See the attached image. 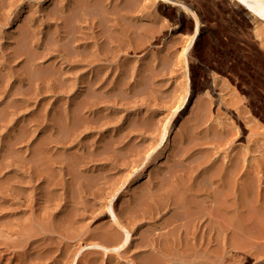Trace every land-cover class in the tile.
Instances as JSON below:
<instances>
[{"label": "rangeland", "instance_id": "1", "mask_svg": "<svg viewBox=\"0 0 264 264\" xmlns=\"http://www.w3.org/2000/svg\"><path fill=\"white\" fill-rule=\"evenodd\" d=\"M114 1L120 10L133 12L122 20L125 28L131 30L128 33L122 27V31L115 30V20H110L114 27L109 22L102 25L104 38L98 43L103 40L111 47L106 43L108 32L124 44L131 36L143 44L134 52L132 47L122 50L115 58L112 50L108 54L110 61L99 57L95 65L85 66L83 62L70 60L66 66L61 54L64 48H68L69 55L90 54L87 46L97 38L92 37L95 33L91 32V25L82 30L84 35H79L81 44L75 41L68 47L61 24L63 0H0V264H70L69 255L77 259L78 245L85 244L81 238L89 237V233H95L111 220V213L105 207L113 193L117 191L113 208L120 216L121 208L130 202L139 186L148 182L151 173L161 171L167 162V166L173 163L168 160L166 143L148 158H143L145 145L138 154L132 153L134 133L126 132L137 124L142 126L140 120L134 119L138 111L141 115L152 110L153 128L162 127L166 118L164 109L179 93L177 85L188 75L177 62V55H181V46L188 36L185 24L191 26L192 19L180 5L160 0H111L109 12L116 8L112 7ZM186 4L195 7L201 15L203 31L198 40L205 38L207 45L199 51L215 66L207 73L208 87L192 94L182 117L176 122L172 119L168 142L180 133L183 123L192 121L200 103L203 116L197 128L198 142L206 143L200 147L209 149L211 141L215 142L217 147L211 159L218 163L227 152L239 157L245 155L247 164L255 170L261 169L259 175L263 174L264 178V44L255 32L258 26L264 36V24L252 20L231 0H186ZM150 32H155L157 38L149 37ZM192 48L184 54L185 59L188 57V66L196 63L187 55ZM167 49H172L169 63L159 62ZM125 55L133 61L128 63L123 77L120 63ZM235 60L244 64L239 74L233 70ZM221 62L232 70L224 74L225 66ZM101 63L109 68L106 73L100 72V76L95 71ZM140 63L145 68L144 84L135 86L143 69ZM115 65L114 70L111 67ZM151 67L161 79L149 85ZM90 69H95L93 74ZM126 81L131 84L128 88L124 85ZM197 136L191 141H197ZM184 145L185 142L182 148ZM201 157L199 148H192L182 162L173 165L193 170ZM145 159L149 163L143 165ZM141 190L136 199L142 200L144 189ZM144 213L136 208L133 219L126 218L133 225L122 218L128 213L121 214L123 224L133 228H130L132 244L137 242L139 232L143 231V236L147 234V239L157 236L158 241L166 230L161 228L165 219L163 210L152 213L154 217ZM210 217L198 222L197 234L189 237L190 246L186 251L177 246L174 253L167 254V263L161 264H264V259L248 252L263 248L264 237L242 235L251 239L245 249L226 252L224 222ZM217 223L221 225L219 239L213 230ZM202 239L208 245L205 250L199 247ZM140 249L132 247L126 252L120 251L118 256L115 251L105 252L99 264H133L148 252ZM79 256L81 260L76 264H85L84 257L90 255L83 252Z\"/></svg>", "mask_w": 264, "mask_h": 264}, {"label": "bare ground", "instance_id": "2", "mask_svg": "<svg viewBox=\"0 0 264 264\" xmlns=\"http://www.w3.org/2000/svg\"><path fill=\"white\" fill-rule=\"evenodd\" d=\"M160 1H162L164 3L180 5V7H182L184 10L189 12L190 17L192 19V25L191 26H189V25L186 26V24H185V31L188 33L187 34L188 36L185 40L183 39L185 41L184 44L183 45L181 44L182 45L181 50H180L181 55L177 53L180 56L178 58V55H177V59H178L177 62L180 63L182 66H184L185 72L188 71V75L185 76L186 81L184 79V81L182 83L177 85L179 87V90H180L179 93L175 97H173L172 99L170 98L171 99L170 103L168 102L169 105L167 104V106L165 107L164 113H165L166 118L163 119L165 121L163 122L162 127L160 129L158 127H157L158 129L153 128V126H154L153 124H155L153 122L155 115H153V113L151 112L152 110L151 111L146 110L141 115H140V113H142V112L138 111V116L137 115L134 116L135 120L141 121V122L140 121H138V122L142 126L139 127V124H137L134 127L133 126L129 127V129L126 133H134L133 137H134V140H136V141L130 147V149L132 150L131 151L132 153L138 154L142 150V149H140V147L142 145H145L143 147V153H144L143 158H144V156L146 158H148L150 156V154L158 146H160L161 144L164 145L166 143L165 148H167V150H168L167 151L168 152V160L169 161L173 160V163H175V162L180 163V162H182L183 159H185V156L188 154V152L192 148H199V152H200L202 157L198 162L196 160V162H197L196 169L201 168V171L194 172L193 170H196V169L192 170L191 167L190 168L188 167L187 169L186 168L180 169L178 167H175V165H173V163H170L167 166L168 162L165 165V167H163L164 166L163 165L162 166L163 168L160 169L162 172L159 170L157 172H154L152 170L153 172L151 173L150 179L147 180L148 182L144 183L143 186H139L138 189L133 192L134 197H132V196L130 197L133 200L129 199L130 202L125 203V206H123L121 208L120 216L118 214H116V212L113 208V205L115 202L114 199H115L117 191H116V193H113V194L111 192L112 196L108 201V206L105 205L106 206L105 208L109 210V213H111L110 214L111 220L109 222H107L108 223V224H106L107 226L103 225L104 227L98 228V230H96L95 233H93V234L89 233V235H90L89 237L87 235L86 236L87 238H84V239L81 238V240H83V241L85 240V242H84L85 244L84 245L83 244L78 245L79 250L77 252L78 257L76 256L77 259H75V257H73V259H72V257L69 255V257L71 259L70 261L72 262V264L73 263L76 264L77 261L81 260L79 255H82L83 252L85 254L90 255L87 258H86V256L84 257V259L82 258L83 260H85L83 263H85V264H97L98 263L99 264V263L103 262V259H101V257H103L105 252L107 253L109 251H115L117 256H118L121 254L120 251L126 252L128 250H131L132 247H135V249L141 248L140 250L142 252H144L148 249V252L145 253V255L141 254V257H140L141 260L137 261V259H136L137 262L133 261V264L167 263V260H168L166 258L167 254L174 253L175 252L174 250L177 249L176 248L177 246L181 245V247H183L184 250L190 246L189 241H188L189 237L195 236L197 234L196 232H197L198 222L204 220L206 218V216L207 217L212 216L215 219H221L224 222V224L222 226V229L225 233V234L223 233L225 235L224 236L225 239L223 240L224 241L223 245H224V251H226V252L231 251V249H242V248H244L245 244L248 243V240L249 241L251 240V239H249V237H251V238H253V237H258V238L264 237V183H263L264 178L262 177L263 174L259 175V172L261 169L255 170L256 168L255 169L251 168V164H249L250 165L249 166L245 160V157H244L245 155H242V156L240 155V157L237 156L236 154L229 155L231 152H227L223 155L222 162L218 163L217 162L218 160L211 159L212 158L211 156L214 154L213 149L217 147V144L215 142L213 143V141L210 140L212 142V144L210 145L209 149H207L204 147L203 148L200 147V145L201 146L204 145L205 142H203V143L198 142L199 138H200L199 137L200 133L197 132V128L199 127V125H198L200 122L199 120H201V118L203 116V110L201 109L202 107L200 106V103L197 105V110L194 114L195 115L194 118L192 117V121L189 123L187 122V124L181 123L182 125H181V129H180V133L178 132L177 135H174L175 137H173V140L171 139V142H168L169 141V135L171 132V126H173V122H171L172 119H174V122H176L180 117H182V115H183V113L187 107V103L189 102V99H190L192 94L200 92L201 88L203 89V88L208 87L206 76H207V73L209 71H211V72L213 71V69H214L213 67L215 65L214 66L211 65L212 62H210L207 58H205L202 55V52L199 51V49L203 48V46L205 44L207 45V43H206L205 38L200 37L201 40H198L199 34H200V32L203 31V28L201 29V26H202L201 25L202 20L200 18L201 15L198 14L199 12H196L197 10L195 9V7H194V9L196 11L193 8H190L189 5L186 4V0L185 1H183V0H160ZM231 1L235 5L239 6L240 9H243L246 12V14L250 15L252 20L254 19L255 22L257 21L261 24L262 23L264 24V0H242V2H241V0H231ZM115 2L116 1H114V4H115ZM123 2H124V0H123ZM110 3H111V0H73V2H71L70 0H63V11L62 12L64 14H62L63 17L61 19V21H62L61 24H62V29H63L62 30L63 31V37L67 38L68 47H69V45H72V43H74L75 41L78 42V44L82 43V42L79 43L82 40V38H80L79 35H84L82 30L85 29L86 26L91 25V32L95 33L92 37L97 36V38H98V39L95 38L96 40L94 38H92V41H94V40L95 41L91 42L92 44H90V46L88 45L90 42L88 44L86 43L88 45L87 47H89L88 49H90V52L88 50V52L90 54L89 55L86 54V56H79V54H78L79 52L77 54L73 53V55H69L68 48H64V53H61V52L60 53L63 54L62 59L64 62H66V66H68V63L70 62V60H72L73 62H83V64H86L85 66H87V65L90 66L91 64L99 61L100 58H101L100 60L104 59V60L110 61V59L108 58L109 57L108 54L112 50H113L112 52L115 54V55H113L115 58V56H117L122 50L128 51L129 50L128 48L132 47L133 52H134L138 47H140L143 44L141 41H139L137 39V37L135 38L132 36H131V39L126 41L124 44L123 40H122V42H121V40L119 41V39L115 40L110 35V33H108V32L106 33L108 35V39H107L108 42H106V43L110 44L111 47L108 46L107 44H105V42H103V40L98 43V41L102 37L104 38V34L102 31V29H103L102 25L108 23L110 20H115L114 23L117 26V28H115L112 25L113 23L109 22V25L111 24L115 30L116 29L119 30L121 27L125 31H127V33L129 30H131L128 27L125 28L126 25L124 26V24H123L124 22H122V20H124L125 17H129L133 12L129 11V10H124L123 8L120 10L118 7V4H115V6H114V5H112L113 3L111 4L112 7H116V8L113 11L109 12L108 8L110 6L108 7V5ZM190 5H192V4L190 3ZM127 8H129V7H127ZM111 25H110V27H111ZM113 27H111V28H113ZM94 29H96V32ZM261 31H262L261 28H258V26H257V29L255 30L256 35L258 37H260V39H262V41H263L262 44H264V40H263L264 36H263ZM140 32L143 33V31H140ZM154 33L155 32H150L149 37L150 36L156 37L154 35ZM203 34H204V32H203ZM193 46H194V49L192 48ZM85 47L86 46H84V48ZM123 47H124V49H123ZM190 48H192V49L188 52L187 55L190 56V59H193L192 61L196 60V63L192 64L191 66H188V57L185 59L184 54ZM171 52H172V49H167V51L165 52L166 53L165 56H163V58H160L161 56L159 57L160 58L159 62H165L168 64L170 56L172 54ZM110 55H112V53ZM228 55L230 56V54H228ZM77 56H79V58H77ZM234 57H236V56H234ZM236 58H234V59H236ZM153 59H155V58H153ZM156 59L158 60V57ZM221 59L224 60V58H221ZM131 61H133V60L129 59V57L127 55H125V57L122 59L121 63L119 62L120 66H121V70H122L121 72L124 73V74L122 73L123 77L125 75L124 70L127 69V65ZM138 61H139V59H138ZM220 61H219V63H220ZM225 63H226V61H225ZM142 64L140 66L141 67L143 66V69L141 68L142 70L139 71L140 75L138 76L140 81L138 80L139 82L135 86H138V85L141 86L142 83L144 82V76H145L144 74L145 73L143 74V72H145L144 71L145 68H144V63H142ZM167 64H165V65H167ZM93 65H95V64H93ZM243 66H244L243 63H240V62L235 60V62L233 64V70L235 68L236 72H238L237 74H239L241 70H244ZM95 67H98V66H95ZM114 67L116 69V65L112 66L111 68L114 69ZM118 67L119 66H117V69H118ZM89 68H91V67H89ZM93 68L94 67H92V69ZM107 68H109V67L106 64L101 63V65H99V67L96 68V71H95V69L94 70L90 69V70H92V74H93V71H95L97 74L98 73L100 74V72L101 73H103L104 71L107 72ZM132 69H133V65H132ZM154 69L155 68H152V67H151V70L148 69L149 70L148 71L149 72V74H148L149 78L148 77L147 78H148L149 85H150V83H153L154 80L156 82V80H158L161 76L158 72H155ZM72 70L74 71V69H72ZM228 70H232V69L229 66H225L224 71H222V72L225 74L228 72ZM65 71H67V70H65ZM110 71H111V69H110ZM106 72H104V73H106ZM121 72H120V74H121ZM132 72H133V70H132ZM190 73H191V76H189ZM97 74H96V77H97ZM230 74H232V73H230ZM234 74H236V73H234ZM100 76H101V74H100ZM92 78H94V77L92 76ZM119 80H121V79H119ZM116 81L118 82V80H116ZM129 83H130V81H126V84H124V85L128 88L131 85V84L128 85ZM174 86L176 87V85H174ZM132 87H134V86H132ZM178 87H176V88H178ZM228 87H229V85H228ZM237 89H239V88H237ZM175 90H174V92H175ZM239 93H241V92H238V94ZM239 99H242V96ZM230 103L232 104V102H230ZM87 108L88 107H86V109ZM139 115H140V117H139ZM205 115H206V112H205ZM231 118H233V117L231 116ZM134 122H136V121H134ZM160 123H161V120H160ZM201 124H202V122H201ZM84 129H85V127H84ZM199 131H201V130H199ZM212 132H214V131H212ZM197 134H198V136H197ZM205 135H207V133ZM196 136L198 137L196 139L197 141L192 142L191 139H193ZM135 138H137V139H135ZM231 139L232 138H230V140ZM189 140L192 142V144L190 143ZM261 140L259 143H261ZM184 142L186 143V146L184 145V147L182 148ZM187 142L191 145L187 144ZM180 145H181V149H180ZM236 150H237V148H236ZM147 163H149V161L148 160L146 161V159H145V161L143 162V165H145ZM176 164H178V163H176ZM166 172H167V174H166ZM205 177H207L206 178L207 180H205ZM262 178H263V180H262ZM141 189H144L143 194H141V196H140L141 198L143 196V198H142V200L138 199V197L136 199V196L138 195V192ZM137 201L139 203H137ZM208 205L211 206L210 207L211 209H208ZM133 208H135V209L140 208L143 213L146 212L147 214L149 213L150 215H153L152 213H154V212L158 213L159 211L163 210V215L165 216V219L163 220V218H162L163 222H162V224L161 223H159V224H161V228H164L166 230H165V232L161 233L162 234V240L160 239V236H159L157 239L158 241H156L157 236L153 237L154 235L150 236V238L147 239V237H145V236H148V235L146 234L145 236H143L144 234H142V233H144V232L142 231V233L141 232L138 233L139 238H137L138 239L137 242L135 244L133 243L134 245L132 244L131 241H132L133 235L130 232V228H132V226H130V225H133V224H130V221H128L126 218H128L129 220H130V218L133 219V212L135 210ZM132 209H133V211H131ZM71 210H73V208ZM126 212L128 213L127 217H122V218L123 219L125 218L128 221V223L130 224V225L128 224L130 226V228H127L126 227L127 225L125 226L123 224V222L121 221V216H122L121 214H123V216H124V213L127 214ZM168 212H170V213L167 214ZM146 213H144V214H146ZM73 215H75V214H73ZM164 216H162V217H164ZM152 217H154V215ZM132 221L133 220H131V223H132ZM134 221H135V219H134ZM134 221H133V223H134ZM154 228H156V227H154ZM213 230L217 233V236L219 239L221 237V225L217 223L214 226ZM158 233H156V235H161ZM66 234H67V232H66ZM245 234L247 236H249L248 239L246 237H245L246 239L243 237ZM217 243H219V242L217 241ZM207 246L208 245H205L204 241L202 239L199 247L202 248L203 250H205L207 248ZM142 252H140V253H142ZM182 252H184V251H182ZM226 252H224V254ZM248 252L255 255V257H257L259 259H264V247L263 248H257L256 250H251ZM69 253L71 254V252H69ZM203 255H204V252L202 253V256H201L202 262H203V257H204ZM228 258H230V257H228ZM67 261L69 262V259ZM71 262H70V264H71ZM66 264H67V262H66Z\"/></svg>", "mask_w": 264, "mask_h": 264}, {"label": "snow or ice", "instance_id": "3", "mask_svg": "<svg viewBox=\"0 0 264 264\" xmlns=\"http://www.w3.org/2000/svg\"><path fill=\"white\" fill-rule=\"evenodd\" d=\"M241 2H242V0H241Z\"/></svg>", "mask_w": 264, "mask_h": 264}]
</instances>
